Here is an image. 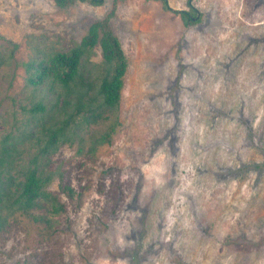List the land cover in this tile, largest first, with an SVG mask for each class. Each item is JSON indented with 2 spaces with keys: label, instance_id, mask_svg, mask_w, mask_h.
Segmentation results:
<instances>
[{
  "label": "rangeland",
  "instance_id": "obj_1",
  "mask_svg": "<svg viewBox=\"0 0 264 264\" xmlns=\"http://www.w3.org/2000/svg\"><path fill=\"white\" fill-rule=\"evenodd\" d=\"M112 3L0 0V135L41 99L23 68L37 51L111 12L128 60L110 143L112 116L45 159L63 209L10 218L0 264H264V0Z\"/></svg>",
  "mask_w": 264,
  "mask_h": 264
},
{
  "label": "trees",
  "instance_id": "obj_2",
  "mask_svg": "<svg viewBox=\"0 0 264 264\" xmlns=\"http://www.w3.org/2000/svg\"><path fill=\"white\" fill-rule=\"evenodd\" d=\"M52 1L59 9L77 2L91 6L104 3V0ZM117 1L113 0L112 7ZM146 1H160L168 9L167 0ZM177 14L185 27L198 21L193 10ZM111 16L110 12L104 19L91 23L86 35L67 51L39 50L33 59L23 64L25 87L35 95L43 91L41 99L27 110L23 109L29 117L19 122L13 112L11 128L0 135V229L16 215L43 212L33 217L37 222H43L42 216L46 214L59 215L62 205L49 192L48 186L61 174L48 171L45 159L61 145H72L78 137L81 143L82 130L98 124L99 120L106 118L107 121L112 116L107 129L96 139L97 145L109 144L118 129L117 111L128 60L110 28ZM96 46L101 61L86 70ZM65 190L71 191L67 187Z\"/></svg>",
  "mask_w": 264,
  "mask_h": 264
}]
</instances>
